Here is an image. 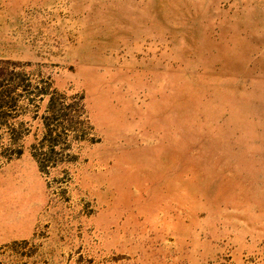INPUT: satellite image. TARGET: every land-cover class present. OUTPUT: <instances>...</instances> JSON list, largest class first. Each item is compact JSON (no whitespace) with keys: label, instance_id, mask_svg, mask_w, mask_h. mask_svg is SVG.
<instances>
[{"label":"rangeland","instance_id":"374dc122","mask_svg":"<svg viewBox=\"0 0 264 264\" xmlns=\"http://www.w3.org/2000/svg\"><path fill=\"white\" fill-rule=\"evenodd\" d=\"M0 264H264V0H0Z\"/></svg>","mask_w":264,"mask_h":264}]
</instances>
